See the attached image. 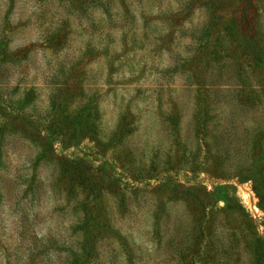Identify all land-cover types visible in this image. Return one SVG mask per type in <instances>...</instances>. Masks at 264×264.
Wrapping results in <instances>:
<instances>
[{"label":"rangeland","instance_id":"1","mask_svg":"<svg viewBox=\"0 0 264 264\" xmlns=\"http://www.w3.org/2000/svg\"><path fill=\"white\" fill-rule=\"evenodd\" d=\"M0 264H264V0H0Z\"/></svg>","mask_w":264,"mask_h":264}]
</instances>
